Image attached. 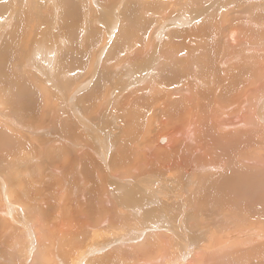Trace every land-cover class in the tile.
<instances>
[{
    "label": "bare ground",
    "instance_id": "1",
    "mask_svg": "<svg viewBox=\"0 0 264 264\" xmlns=\"http://www.w3.org/2000/svg\"><path fill=\"white\" fill-rule=\"evenodd\" d=\"M10 1L7 2L10 3ZM22 1L23 0H14L15 4L17 5V9L19 5L22 7ZM28 1L26 2L28 3ZM35 1H37L40 5L43 4V6L41 7L42 11L40 9V15L36 16L37 18L34 19L37 24L31 29H29V27L26 25L28 19H30V16L10 15L9 18L0 20V25L6 27L8 23L12 25L14 19H16L14 22L15 25H13L9 33H6L0 29V43L3 44L0 50V86L8 83V85H12L13 82H18L20 84L23 83L26 85V83H28L30 80L29 78L31 77L27 76L29 77L27 81L26 75L24 76L26 77L25 79L19 76H12L6 70L7 59L10 60V63L16 64V68L19 70V72H23V74H25L27 71L29 72L31 69H38L36 63L34 64L32 62V55L40 54L43 56L45 51L43 50L44 47L42 45H45V47L47 44L54 46L56 40V34H52L53 32L50 31L48 24L45 23L46 21H51L54 23V18L56 16H67V12H69L68 15L73 16L71 17L72 19L74 18L77 20L78 18V12L73 8L74 4H72L74 0H34L33 3H35ZM46 1L48 3L44 5V2ZM92 1L94 0L90 1L91 4ZM121 1L122 0L117 2L116 0H104L103 2L107 6L108 3L112 2V5L109 4L111 9H108L103 4L100 5V0H97V3L102 9L100 12L105 16H108L110 19V31H108L107 35L105 36L106 38L104 44L99 50L91 49L89 51L86 49L87 47L84 48L83 46H79L80 41H76L78 36L75 33V20H73L74 28L71 26L72 24H70V27L68 26L67 28V34L65 35L62 33L65 36L63 41L65 40V45H67V48L62 53L66 55V59H71H69L70 61H65L64 64L60 65L62 69L67 68V71L65 72L67 76L64 77H70L74 74V71H78L77 73H79L78 68H86L84 65H81V63L87 59L84 58L85 52L88 54V57L91 60L90 64L88 65L89 69L85 73H79L81 75V79L76 83V86H74L73 89L71 87L72 90L68 96L66 95L64 98L69 100L71 103L69 107L71 111L74 112L75 120L81 126L79 127L81 128L79 131L82 130V132H86L91 137L90 139L93 140H91L93 145H90V142L77 143V140L75 141L74 139L70 138L76 135L74 132L75 129L71 128L73 126L70 123L69 125L64 123L62 118L59 119L58 115H55L57 111L64 108L60 99H58L59 102L57 101V104L54 106L53 110L48 111V113L40 111L39 115L41 118H39L41 121H44L46 120V117H50L51 115L56 116L57 118L55 120H58L56 125L63 124L65 127H70L68 129L69 131L66 130L67 133H69L67 136H63L61 134L59 135V130H54L52 127L53 125L38 126L36 124L37 126L34 127L30 126V124L27 122L23 123L18 121L16 118H14V116H11L12 119H8V117L5 118V120L12 124V126H14L16 129H20V132H24L27 137L34 138L32 140L42 148L43 155L45 153L44 150L46 148V144L37 141V139L44 137L48 139L50 138L51 140H49L50 142L48 143L52 150H47V156L55 162L59 161L61 163V165H59L57 162V166L53 168L51 166H47L44 171H41V173L43 172V175L42 177L39 176L40 180H38V184L39 186L43 184L44 187H41L39 190L40 193L37 198L31 192L32 184L29 183L24 186V180L26 179L22 178V180H20L18 178L19 174L17 175L16 172L19 170L15 172V166L13 165V162L5 163V161V164H0V172L5 174H3V176L1 175L2 177H0V248L3 244L6 245L8 249L15 245L16 239L18 240L22 237L21 232L23 231L29 246L26 248V257L24 258L22 264H63L62 261L66 263L65 261L67 259L63 260L64 257L62 259H58L56 257L55 253H57V249L59 247H61L64 253L67 252L66 254L68 255L69 253H73V256L75 255L74 257L72 256V264H88V261L91 262L93 260L95 261L91 264H104V261L107 262L108 260L111 261V263L112 261H120L121 264H123L124 261L127 264H194L196 263L195 261L197 259H201L199 261H204V263H206L207 261L210 262V259H213L211 258L214 257L213 254L212 256L209 255L211 253L215 252L214 254H217V252L221 250L230 249V251H227L228 254H226V256L229 255L233 257L235 255L231 254L233 252L231 251L232 248L238 247V253L236 252V255H241L238 245L244 246L249 244L250 246L247 245L246 247H251L255 245L257 241L259 242L260 239L264 240V170L261 169L264 167V31L261 30L260 32L254 31L250 33L249 38L251 40L249 42H247L248 39L243 31V27H245L244 22L236 23L238 26L230 24L227 30L225 29L222 31L224 17L221 16V14L223 12H221L220 9L216 8L213 4L209 5L210 2L208 3V1L207 7L210 8L212 6L213 9L207 11V8L202 10V8H199L200 6H196V8L194 7L196 11L199 12L200 16H193L192 20L188 17H180L179 19L169 18V10L161 9L163 5L161 0H128L124 3V6H122V13L124 16L121 17L123 20H127L129 23L127 27L129 29H126V31H128V33L129 31H133V29H130L133 26H139L138 24H140L143 29L138 32L139 34L137 33L135 36H129L126 34L125 30L123 31L124 28L121 27L118 31L121 30V34L124 33V40L120 41L121 43L119 42L118 45L113 43L115 44L113 45L115 48L113 50L111 49L112 51L109 53L108 49L111 47V45H108V41L110 42L111 39L115 37V31L118 27L117 22L120 20V16L119 18L118 16H114L118 13V8L121 5ZM187 1L189 2L192 0ZM226 1L231 3L229 0ZM250 1L255 3L259 2V0ZM250 1L248 0L249 3ZM201 3L202 0L200 4ZM93 6L94 5L89 7L91 11L94 9ZM32 7V5L28 7L27 11L29 13H32ZM229 7L230 6H228V8ZM248 7L246 9H248ZM39 13H36V15ZM141 13L147 16L138 15ZM245 13L243 11L244 15ZM153 15H155L157 20L156 26L152 24L155 21ZM224 16H226V14ZM263 17H261L260 20ZM194 20V26L196 24L197 26H195L193 29V27H190L193 25ZM62 22H64V20ZM122 24L124 23L122 22ZM169 27L170 29H168ZM171 27H174V29L183 28V30H178L172 34L171 32H168V30L170 31L172 29ZM27 31H30V33L29 38L27 37L28 39L25 42L24 34L27 35ZM64 31H66V29ZM46 32L48 35H45ZM62 34L60 35L63 36ZM88 37L94 38V41L96 39V36H94L93 32H91V35ZM45 40L47 42H44ZM90 43H92L91 40ZM230 43L236 47L231 46ZM126 46V54L121 55ZM12 47L16 48L17 54L19 51L23 52L25 49H27L28 57H26V59L22 62L23 64L20 63V65H18L17 62L19 59L17 60V58H13V56H11L12 54L9 53ZM48 52V57H45L48 66L47 70L48 68H52L50 69V73H54V67L56 63H54V56L52 53L54 54L55 50L52 51V53L49 50ZM107 54H110V58L114 59L115 61L114 65L113 63L110 65L112 67V71L114 70L118 72L122 69V67H126V69L134 71L137 74H142L140 79L142 85L138 83L141 88L138 84L136 85L145 93V96L143 95L144 97L142 99L144 100V104H146V108L149 112V116L147 115V120H152V124L155 126L154 129L150 130L149 132H147V129L144 131H137L136 137L142 138V141L137 139L138 141H141V144L137 142V145L136 142H132V139L131 141L129 139V141L127 140L124 142L123 139L125 138H120V142L115 140L117 142L115 143L116 145L113 144L115 146L114 148L110 142V138L112 136V138H115L116 136L112 135V131V134L106 132L111 134V137H108V134L106 135L103 132V130H108V123L103 120L97 124V122L92 121L93 118L85 117L80 112L81 109L77 108V95H80L91 88V86L95 84V81L97 82L96 84L98 90L101 85L109 82L110 79L111 82H115V78L113 79V77L117 76L118 73L116 75L109 73L105 74L107 67H104L105 69L103 68V65H105L106 61L103 59ZM73 55L75 56L74 60H72ZM243 56L245 59H253L252 62H245L243 60ZM254 56H256V58H254ZM71 70L74 71L70 72ZM64 83L65 85L69 84L67 82ZM66 88L64 89L67 91ZM57 89L56 92L59 95L60 93ZM133 90V94L132 91L131 94L133 97H135L136 94L134 92L139 91H136L134 88ZM41 92L42 91H40V93ZM62 94L64 95L66 93L63 92ZM14 95L15 94H13V96ZM138 96L142 95L139 93ZM151 97L154 98V104ZM139 98L137 101H139ZM0 100L2 101L1 98ZM100 107L101 108L98 110H102L103 108V110H106L104 106L100 105ZM101 112L102 111L95 112L96 117H94H99ZM30 113H36V110L30 109ZM134 114L138 113L135 112ZM0 115L4 116V114ZM140 115L143 114L141 113ZM136 116L137 115H134V117ZM134 117H132V119ZM145 119L146 118H144V120ZM146 123H148V121H146ZM17 124L19 125L17 126ZM115 127L120 128L118 124H116ZM62 128L67 129V127ZM1 131L3 130L1 129L0 132ZM151 131H155V136L151 134ZM163 135L165 136L159 140L158 144V139ZM80 136L82 137V135ZM13 137L14 136H9V134L5 131L0 133V155L3 157V160L8 154H4V150L6 148L4 149L5 145L2 141H4L3 139H11L10 141H12ZM147 138L148 142L144 144L146 141L144 139ZM24 139H26V137H24ZM13 141L14 145L19 146V149L20 147L24 149L25 144H23L21 140H18L20 143H18L16 139ZM119 143L124 146H120ZM14 145H11L10 150L11 152L18 153V147L15 148ZM32 146L30 145V147ZM120 147H122V149H120ZM20 152L21 150L19 153ZM9 156L11 157V155ZM9 156L6 157L8 158ZM10 157L8 159H10ZM115 165H117V167L121 165V169L119 171L115 170ZM159 165L161 166V171L158 169ZM101 167H103V171L106 176L102 175L103 172L101 173ZM33 170H35L34 166H32V171ZM191 172L192 174L196 172L197 177L200 173L202 177L199 175V182L196 179L193 181L198 183V187H203L205 190L212 191L211 193L216 196V201L220 202L221 204H225L224 207L229 210L228 215L233 217L235 221L237 220L238 225H242V230H239L229 219V222H227L228 224L224 225L226 228L220 225V227H223L221 228L222 231H216L214 227L209 226L210 228H207V230L205 229V233L202 231L196 235H192L191 231L189 230L188 232V229L185 228L184 219L181 218L178 219L180 223H176L178 224V228L182 229V231H180L181 235H177L178 238L176 241H174L175 248L171 247L170 243L168 242L167 245L163 246L161 251L159 246L161 245V241L163 239H167V235L159 234L160 232L155 233L160 231V228L151 229L147 228L150 226H145L143 228L137 229L133 227L126 232H122L119 234V236L117 235L118 237L116 238L114 237L115 232H110L111 227H113L114 224H121L123 219L127 220V216L124 217L122 215V212H125L122 211V209L124 208L125 204L127 205L128 203L133 202L132 199L135 198L141 190L147 191L149 193H163V190L168 188V186L173 183V179H180L181 177H184V175L185 177H188V175L192 176ZM44 173H46V176H44ZM33 174L35 176L37 175L34 172ZM46 178H50L51 182L49 180L47 181L49 183L46 184ZM71 179L73 180L71 182H79V185L74 186L78 189V197H80L79 200H76V202L73 201L74 203L72 202V205L69 203H67V205L65 204V208L68 209V212L65 213L68 216L67 219L63 218L60 213L61 217L59 216L55 222L49 221L47 224V220L45 221V218L42 217V214L44 213L43 210H45L44 208H46L47 204L49 205L50 198L52 199L55 197L54 199L59 202L58 199L60 200V198H58V196L56 197V191L60 187V192L64 193L67 188H69L68 185L70 184ZM213 179H215V181ZM116 180L118 183H115ZM212 180L214 181L213 183ZM119 184H123V186L119 187ZM127 184L133 185L128 187L129 185ZM106 186V191L104 189L105 194H102L101 199L99 192L101 188ZM157 186H161L164 189L161 191H159V189L158 191H155ZM121 188L122 190L119 192V189ZM203 188H201V191H203ZM51 189H54L55 191H52ZM24 190L28 194L27 199L24 201L25 208H23L19 202L15 201L16 197L20 199V193ZM168 192H170V190ZM70 194L73 195L72 192ZM153 195L155 196V194ZM139 196L141 198V195ZM178 196L182 195L180 194ZM205 199L203 200L205 201ZM207 199L211 202L209 196ZM212 201L214 200L212 199ZM84 203L87 205L86 207L88 213L94 218L98 216L99 222L95 223V219V222L92 221V223L85 221L87 220L86 217L88 213L85 212L87 214L86 215L85 213L78 211L80 209L79 207ZM139 204L142 205L141 202H139ZM139 204L138 206H140ZM127 206H129V204ZM142 207H144V205H142ZM152 207L154 208V206ZM212 208H214V205ZM110 210L111 213H109ZM134 211L135 210H133V212ZM215 211L217 213V210ZM153 212L150 210V208L148 211L146 210L145 215L150 216L147 217V220L148 218L155 216L153 215ZM15 213H17V215H15ZM56 215H54L55 219ZM31 217L32 219L37 220L33 228L32 225H30ZM198 218L200 221V217ZM199 221L196 220V223L198 224ZM43 223H46L47 225L45 226ZM201 224L202 222H200L198 225L200 226ZM78 226L82 231H77ZM57 227H59L58 231L64 232V235H61L59 232H57V235ZM166 227L167 226L165 225V228ZM230 227H235L231 230L236 231L238 229V232L236 231V233L232 234L230 231H228V228ZM63 228H65L66 231H63ZM129 231H131L132 234ZM33 232H35V234H33ZM170 232L174 233L173 230H170ZM239 232L242 233L239 234ZM175 234L176 233H174L173 236H176ZM171 235L172 233L170 234V237ZM201 235H204L207 241L205 243L200 242L202 245H197L195 237L200 238ZM69 236L72 237L70 241L67 240ZM104 237L105 239H103ZM99 238L102 240L101 242L97 241ZM51 239H53L52 244H57V248L55 245H53L51 248H48V244H50L49 240ZM48 241L49 243L47 244ZM81 244L82 246L80 247ZM260 244L261 243L259 242V246ZM262 244L264 246V242H262ZM119 245L121 246L117 249L116 247ZM123 246H126L127 250H125L126 248H123ZM111 247H113V249L109 251L108 255L103 256L102 252L105 253L104 250L111 249ZM47 248L49 250L48 252ZM177 248H179V251ZM256 248L257 247H255V249ZM8 249L7 251H9ZM171 249H173V251ZM261 249L263 250L262 247ZM227 252H224V254ZM249 252L251 254V250H249ZM262 254H264L263 251ZM51 255L52 257L50 258ZM99 255L103 257L101 258ZM232 257L230 258L231 260ZM205 258L210 259L205 262ZM217 258L221 259L219 255ZM100 259L103 261L100 262ZM237 259L239 260L238 263L241 264L240 257L236 256V260ZM243 260L246 262L252 261L251 258L247 259V257H243ZM176 261H178V263H176ZM246 262H244V264Z\"/></svg>",
    "mask_w": 264,
    "mask_h": 264
},
{
    "label": "rangeland",
    "instance_id": "2",
    "mask_svg": "<svg viewBox=\"0 0 264 264\" xmlns=\"http://www.w3.org/2000/svg\"><path fill=\"white\" fill-rule=\"evenodd\" d=\"M7 1H10V0H0V20H3V19H7L11 16H30L28 19V22H27V26L29 27V29H31L34 25L37 24V22L34 20L35 18H37L36 16H39L40 15V9L42 11V5H40L37 1L34 2V0H23L22 1V7L19 5L18 6V9H17V5L15 4L14 0L10 1V3H8ZM19 1V0H18ZM28 1V3L26 2ZM91 0H74V2H72L73 5V8L75 10H77L78 12V15H77V20H75L74 18L72 19L71 17L73 16H70L68 15L69 12H67V16H56L54 18V23L51 22V21H46L45 23L48 24V27L50 29L51 32H53L52 34H56V40H55V44L54 46L51 45V44H47L46 47L45 45H42L44 48L43 50L45 51L44 55L41 56L40 54H35V55H32V62L38 66V71H41V72H38L36 69L33 70L31 69L29 72L27 71L25 74H23V72H19V70L16 68V64L14 63H10V60L7 59L6 61V70L8 73H10L12 76L14 77H21L23 79H25L27 76H31L30 78L27 77V81H28V78L30 79L28 81V83H26V85H24L23 83H12V85H8V84H3V86H0V98L2 99V101L0 100V114H4V116H1L0 115V125H1V128L0 130L2 129L3 131L7 132L9 134V136H14L13 137V140H21L23 144H25L24 146V149L22 147H20L19 149V146L17 145H14V141H10L11 139H3L4 142L3 144L5 145L4 147V151H5V155L6 156H9L11 155L10 159H8L5 155L4 157V160H3V157L0 155V164H5V163H9V162H13L14 166H15V172L17 173L18 175V178L20 180L23 179H26L24 180V186L31 183L32 184V189H31V192L34 194V196L37 198L39 193H40V189L41 187L43 188L44 185H40L38 184V180H40L39 176L42 177L43 175V172L41 173V171H44L45 168L47 166H51L52 168L57 166V162L59 165H61V163L59 161H54L52 160L51 158H49L47 156L48 151L52 150V148L50 147L49 143L50 142L49 140H51L50 138H39L37 139V141H40L41 143L43 142L44 144H46V148H45V153H46V156H45V153L44 155L42 154L43 153V150L42 148L36 143L34 142L32 139L34 138H30V137H27L25 135L24 132H20L21 130L20 129H16L14 126H12V124H10L7 120H5V118L8 117V119H12L11 116H14V118H16L18 121L20 122H23V123H29L30 126H34L36 127L37 125L38 126H52L53 129H57L58 131V134L60 135H63V136H67L69 135V133H67V131H69L68 129L70 128L69 126H66L67 129H63L62 127L66 128L63 124L59 125L57 123L58 120H55L57 117L54 116V115H51L50 117H46V120L44 121H41L40 120V115H39V112H47L50 111V110H53L54 109V106L57 104V101L59 102L58 99H60V101L63 103V107L62 109H60L59 111H57L55 113V115H58V118H62L63 122L64 123H67L69 125V123L73 126L71 127L72 129H75V133L76 135H74L73 137H70L71 139H74L75 141L77 140V143H81V142H90V145H93L92 143V139H90L91 137L86 133V132H82V130L79 131V127L80 124L75 120L74 118V112L71 111L69 105L71 104L69 100H66V95L68 96V94L70 93V91L73 89L74 86H76V83L81 79V75L79 73H85L89 67L88 65L90 64L91 60L90 58L88 57V54L85 52V57L84 58H87L85 59V61H83L81 63V65H84L86 68H78L79 69V73H77L78 71H74V70H71L70 72H73L74 74L71 75L70 77L68 76L67 78L64 77V76H67L66 75V69L67 68H63L60 67V65L64 64L65 61H70L71 59L70 58H65L66 55H64V50L67 48V45H65V40L63 41V39H65V36L63 34H67L66 32H68V26L70 27V24H72L71 26L73 27V20H75V33L77 34L78 36V39L76 38V41H80V44L79 46H83L84 48L87 47L86 49H88L89 51L92 49V50H99L100 47L104 44V41H105V36L107 35L108 31L109 30V26H110V19L108 16H105L104 14H102L100 12L101 7L99 6V4L97 3V0H94L92 1V4L90 2ZM104 0H100V5L103 4L106 8H110L109 7V4L112 5V2L108 3V6L103 2ZM119 1V0H116V2ZM128 1V0H122L120 3V7L118 8V13L114 16V17H117L119 18L120 16V22L118 21V27L116 28V31H115V37H113L111 39V41L109 42L108 41V45L111 47L108 49L109 50V53L110 51H112L115 46V44H119L120 41H123V37H124V33L121 34V30L118 31L121 27H123V31L125 30L126 34H128L129 36H135L137 35L138 32H140L143 28L140 24H138L139 26H133L130 30L133 29V31H126V29H129L127 28L129 23L127 20H123L121 17L124 16L123 13H122V10H123V7L124 6V3ZM163 5L161 7L162 10H166L168 9L169 11V15L168 16L169 18H174V19H179L180 17L181 18H184V17H188V18H191L193 20V16H200L199 15V12L196 11V6L199 7L200 9L202 8V10H205L204 8H207L206 10L209 11L211 9H213V7L209 8L207 7L208 3L210 2L209 5L213 4L216 8H219L221 12H223L221 14V16L224 17V20H223V24H222V31L223 30H227V28L229 27L230 24H233V25H237L236 23H243L244 22V25L245 27H243V31L247 37V42H249L251 39L249 38V35L250 33L254 32V31H257V32H260L261 30L264 31V0H259V2L256 4L255 2H251L250 0V3L248 2V0H229L231 3H229L228 1L226 0H202V3L200 4L201 0H192V1H187V0H161ZM165 1V2H164ZM194 1V3H193ZM205 3H204V2ZM208 1V3H207ZM220 1V2H219ZM224 1V2H223ZM226 1V3H225ZM40 2V1H39ZM96 2V3H95ZM115 2V3H116ZM228 2V4H227ZM26 3V4H25ZM38 3V4H37ZM48 2H44V5H46ZM94 3V4H93ZM198 3V4H196ZM223 3V4H222ZM255 3V4H254ZM263 3V4H262ZM11 4V5H9ZM77 4V5H76ZM166 4V5H164ZM227 4V6H226ZM32 5V13H29L27 11L28 7ZM76 5V6H75ZM93 6V11H91L89 9L90 6ZM221 5V6H219ZM249 7H248V6ZM252 5V6H251ZM117 6V5H116ZM115 6V7H116ZM174 6V7H173ZM203 6V7H202ZM205 6V7H204ZM228 6H230L228 8ZM164 7V8H163ZM195 7V8H194ZM242 7V8H241ZM248 7V9H246ZM35 8V10H34ZM175 8V9H174ZM228 8V9H227ZM25 9V10H24ZM111 9V8H110ZM115 9V8H114ZM222 9V10H221ZM230 9V10H229ZM234 9V10H233ZM246 9V10H245ZM250 9V10H249ZM39 10V11H38ZM98 10V11H97ZM117 10V9H116ZM248 10V11H247ZM21 11V12H20ZM36 11V12H34ZM38 11V12H37ZM160 11V10H158ZM234 11V12H233ZM243 11L245 13V15L243 14ZM251 11V12H250ZM19 12V13H18ZM87 12V13H86ZM184 12V13H183ZM196 12V13H195ZM239 12V13H237ZM250 12V13H249ZM255 14H254V13ZM36 13H39L36 15ZM235 13V14H234ZM259 13V14H258ZM32 14V15H31ZM80 14V15H79ZM142 14V13H141ZM138 14L140 16H143L144 14ZM226 14V16H224ZM243 14V15H242ZM247 14V15H246ZM253 14V15H252ZM263 14V16H262ZM92 15V16H91ZM218 15V14H217ZM252 15V16H251ZM257 15V16H255ZM261 15V16H260ZM46 16V15H45ZM48 16V15H47ZM137 16V14H136ZM144 16H147V15H144ZM155 18V15H153ZM219 16V15H218ZM229 16V17H228ZM233 16V17H232ZM255 16V17H254ZM150 17V16H149ZM204 17V16H202ZM258 17H259V20H258ZM263 17L261 20L260 18ZM68 18V19H66ZM152 18V20H153ZM227 18V19H226ZM248 18V19H247ZM252 18V19H251ZM99 19V21H98ZM140 19V18H139ZM16 19H14V22H15ZM64 20V22H62ZM72 22H71V21ZM240 20V21H239ZM242 20V21H241ZM58 21V22H57ZM66 21V22H65ZM253 21V22H252ZM13 22V24L11 25L10 23L7 24L6 27L0 25V29H2L4 32L6 33H9L13 27V25H15ZM122 22L124 24H122ZM60 23V24H59ZM67 23V24H65ZM155 23V24H154ZM154 23H152L154 26H156L157 24V20L155 18V21ZM194 23H195V20L193 22V25H191L190 28L193 27V29L195 28V26H197V24L194 26ZM33 24V25H32ZM52 24V25H51ZM192 24V23H191ZM253 24V25H252ZM59 25H62V26H59ZM91 27H90V26ZM57 26V27H56ZM252 26V27H251ZM2 27V28H1ZM97 30H95L94 28ZM178 27V26H177ZM186 27H189V26H186ZM226 27V28H225ZM51 28H54V29H51ZM74 28V27H73ZM172 28V27H171ZM60 29V31H59ZM66 29V31H64ZM93 31H92V30ZM101 29V30H100ZM103 29V30H102ZM146 29V28H145ZM170 29V27L168 28ZM189 29V28H188ZM58 30V31H56ZM73 30V29H71ZM172 30V31H171ZM170 31L168 30V32L174 34V32L178 31V30H183L182 29H179V28H175L174 27L171 29ZM246 30V31H245ZM96 31V32H95ZM101 31V32H100ZM105 31V32H104ZM122 31V32H123ZM58 32V33H57ZM91 32L94 33V36H96L95 38V41H94V38H89L88 36L91 35ZM98 32V33H97ZM119 32V33H118ZM1 33V31H0ZM26 33H28L27 35L24 34V38H25V42L27 41V39L29 38V33L30 31H27ZM63 33V34H62ZM84 33V34H83ZM101 33V34H100ZM229 33V32H228ZM60 34H62L63 36H61ZM120 34V36H119ZM139 34V33H138ZM3 35V34H2ZM45 35H48V33L46 32ZM85 35V36H84ZM100 35V36H99ZM28 37V38H27ZM89 38V39H88ZM118 38V39H117ZM62 39V41H61ZM122 39V40H120ZM47 40V39H46ZM44 41V42H47V41ZM89 40V41H88ZM90 40L92 41V43H90ZM119 40V41H118ZM3 41V40H2ZM61 41V42H60ZM67 41V40H66ZM101 42V44H100ZM118 42V43H117ZM89 43V44H88ZM115 43V44H113ZM121 43V42H120ZM256 43V42H255ZM61 44V45H60ZM64 44V45H63ZM107 44V43H105ZM142 44V43H141ZM2 43H0V50L2 48ZM50 45V46H49ZM231 46H233L231 43H230ZM53 46V48H52ZM57 46V47H56ZM62 46V47H61ZM97 46V47H96ZM56 47V48H54ZM233 47H236V46H233ZM112 49V50H111ZM126 49H127V46L125 47V49L123 50V52L121 53L122 54H126ZM49 51H54V54L52 53V55L54 56V63L55 64V72L54 73H50V69L52 68H48L47 70V63H46V60H45V57H48L49 55ZM107 50V49H106ZM59 53H58V52ZM88 51V52H89ZM10 54H12L11 56H13V58H17L18 60V65H20V63H22L26 57H28L27 55V49H25L23 52H18L17 54V51H16V48L12 47L11 51H9ZM56 54V55H55ZM58 54V56H57ZM105 56V55H104ZM103 56V57H104ZM108 56V57H107ZM75 56L73 55L72 56V60H74ZM254 58H256V56H254ZM56 59V60H55ZM70 59V60H69ZM103 60H106L105 61V65H103V68L107 67L106 70H105V74L109 73V74H117V76H114L113 79L115 78V82H111V79L109 82L107 83H104L103 85L100 86L99 90L97 89V82L95 81V84L93 86H91V88H89L88 90H86L85 92H83L82 94L80 95H77V100H76V105H77V108L78 109H81L80 112L85 116V117H88V118H93L92 121H95L97 122V124L100 122V121H103L105 120L107 123H108V127L107 129L108 130H103V132L107 135L108 134V137H111L112 135L116 136L115 138H110V142L111 144L113 145H116L115 143L117 141L115 140H118V142H120V138L125 141H131L132 139V142H136V144L138 145V143L141 144V141H142V138H138L136 137L137 136V131L138 130H146L147 129V132H149L150 130H153L154 129V124H152V120H147V117L149 116V112L146 108V104H144V100L142 99L145 95V93L139 89V87L141 88L140 85L141 84V77H142V74L139 73L137 74L136 72L134 71H131L129 69H126V67H122V69L120 71H112V67L110 66L112 63L114 65V59H111L110 58V54H107ZM112 60V61H111ZM243 60L245 62H252L253 59H245L244 56H243ZM23 64V63H22ZM108 65V66H106ZM44 67V68H43ZM88 67V68H87ZM14 68V69H12ZM104 68V69H105ZM127 72H126V71ZM83 71V72H82ZM132 73H131V72ZM64 72V74H63ZM69 72V73H70ZM113 72V73H112ZM116 72V73H115ZM121 72V73H120ZM135 74V75H134ZM137 74V75H136ZM26 75V77H24ZM33 75V76H32ZM49 75V76H47ZM77 75V76H76ZM89 75V74H88ZM140 75V76H139ZM35 76V77H34ZM44 76V77H43ZM46 76V77H45ZM51 76V77H50ZM136 76V77H135ZM78 77V78H77ZM84 77V76H82ZM47 78V79H46ZM134 78V79H133ZM137 80V81H136ZM140 80V81H139ZM117 81V82H116ZM31 82V83H30ZM44 82V83H43ZM64 82H67L69 83L68 85ZM134 82V83H133ZM137 82V83H136ZM140 85H139V84ZM15 84V85H14ZM52 84V85H51ZM138 84L139 87L136 85ZM18 85V86H17ZM28 85V86H27ZM25 86V87H23ZM41 86V87H40ZM44 86V87H43ZM65 86V87H64ZM43 87V88H42ZM68 87V88H66ZM72 87V89H71ZM104 87V88H103ZM138 87V88H137ZM5 88V89H4ZM24 88V89H23ZM58 88V89H57ZM66 88L67 91L64 89ZM107 88V89H106ZM133 88L136 90V91H139V92H134L136 94H134L135 97L132 96L133 94ZM20 89V90H19ZM41 89V90H40ZM46 89V90H45ZM56 89L59 91V93L61 94H57L56 92ZM97 89V90H96ZM122 89V90H121ZM10 92H9V91ZM28 90V91H27ZM37 90V91H36ZM14 91V92H13ZM24 91V92H23ZM36 91V93H35ZM40 91H42L40 93ZM69 91V92H68ZM106 91V92H105ZM131 91H132V94H131ZM16 92V93H15ZM46 92V93H45ZM66 93V94H62V93ZM127 92V93H126ZM30 93V94H29ZM43 93V94H42ZM88 93V94H87ZM101 93V94H100ZM108 93V94H107ZM120 93V94H119ZM138 93V94H137ZM140 93V95L142 96H138ZM13 94H15L14 97ZM49 94V95H48ZM88 96H87V95ZM118 94V95H117ZM129 97H128V95ZM44 95V96H43ZM83 95V97H82ZM124 95V96H123ZM144 95V96H143ZM18 96V97H17ZM61 96V97H60ZM92 96V97H90ZM116 96V97H115ZM5 97V98H4ZM12 97V98H11ZM89 97V98H88ZM137 97V98H136ZM140 97V98H139ZM16 98V99H15ZM26 98V99H25ZM115 98V99H114ZM117 98V100H116ZM127 98V100H126ZM136 98V100H135ZM139 98V101H137V99ZM14 99V100H13ZM33 99V100H32ZM134 99V100H133ZM152 102L154 104V98H152ZM9 100V101H8ZM16 100V101H15ZM86 100V101H85ZM102 100V101H101ZM116 100V101H115ZM15 101V102H14ZM85 101V102H83ZM1 102H2V107H1ZM24 102V103H23ZM87 102V103H86ZM129 102V103H128ZM139 105H138V103ZM143 104H142V103ZM29 103V104H28ZM68 103V104H67ZM136 103V104H135ZM11 104V105H10ZM32 104V105H31ZM36 104V105H35ZM88 104V105H86ZM120 104V105H119ZM134 104V105H133ZM6 105V106H5ZM99 105V106H98ZM100 105L104 106L106 110H98L100 107ZM139 108H138V106ZM142 108H141V107ZM136 107V108H135ZM111 108V109H110ZM113 108V109H112ZM135 108V109H134ZM10 109V110H9ZM30 109H35L36 110V113H30ZM87 109V110H86ZM138 109V111H137ZM144 109V110H142ZM114 110V111H111ZM27 111V112H25ZM98 111H102L101 112V115L97 118H95V112H98ZM134 111V112H133ZM143 111V112H142ZM144 111H145V115H144ZM59 112V113H58ZM108 112V113H107ZM138 113V114H134V113ZM152 112V111H151ZM14 115H13V114ZM62 113V114H61ZM106 113V114H104ZM120 113V114H119ZM133 115H132V114ZM143 114V115H140V114ZM148 113V114H147ZM155 113V112H154ZM11 114V115H10ZM104 114V115H103ZM113 114V115H112ZM123 114V115H122ZM10 115V116H8ZM61 115V116H60ZM108 115V116H107ZM110 115V116H109ZM121 117H119V116ZM134 115H137L136 117H134ZM148 115V116H147ZM95 116V117H94ZM129 116V117H128ZM140 116V117H139ZM10 117V118H9ZM40 117V118H39ZM127 117V118H126ZM132 117H134L132 119ZM39 118V119H38ZM144 118H146L144 120ZM113 119V120H112ZM125 119V120H124ZM135 119V120H134ZM149 119V118H148ZM127 120V121H126ZM129 120V121H128ZM138 121V122H137ZM145 121V122H144ZM146 121H148V123H146ZM235 121V120H234ZM62 122V121H61ZM127 122V123H126ZM136 122V123H135ZM240 122V121H239ZM140 123V124H139ZM143 123V124H142ZM37 124V125H36ZM75 126H74V125ZM116 124H118L120 126V128H116ZM19 124H17L18 126ZM113 125V126H112ZM140 125V126H139ZM6 128H5V127ZM59 126V127H57ZM62 126V127H61ZM149 127V128H148ZM10 128V130H9ZM60 128V129H58ZM6 129V130H5ZM110 129V130H109ZM118 129V130H117ZM149 129V130H148ZM12 130V131H11ZM67 130V131H66ZM3 131H1L0 133H3ZM113 134H112V132ZM120 131V132H119ZM106 132H109V133H106ZM153 132V133H152ZM11 133V134H10ZM21 133V134H20ZM24 133V134H23ZM56 133V132H55ZM155 131H151V134L155 136ZM13 134V135H12ZM20 134V135H18ZM86 134V135H84ZM123 134V135H122ZM82 135V137L80 136ZM111 135V136H110ZM18 138H17V137ZM20 136V137H19ZM22 136V137H21ZM132 136V137H131ZM165 135H163L162 137H160L158 139V144H159V140L161 138H163ZM24 137H26V139H24ZM81 137V138H80ZM131 137V138H130ZM20 138V139H19ZM22 138V139H21ZM83 138V139H82ZM141 140V141H138V140ZM9 140V142H8ZM24 140V141H23ZM29 140V141H28ZM43 140V141H42ZM92 140V141H91ZM134 140V141H133ZM146 140L144 142V144H146L148 141V138L147 139H144ZM7 141V142H6ZM26 141V143H25ZM30 142V143H28ZM138 142V143H137ZM20 143V142H18ZM48 143V145H47ZM14 145V147H18V153H15V152H11V145ZM33 144V146H32ZM120 144V143H119ZM123 144V143H122ZM30 145L32 147H30ZM35 145V146H34ZM113 145V146H114ZM120 146H124V145H121ZM9 149H8V148ZM126 147V145H125ZM115 148V146H114ZM56 149V148H55ZM59 149V148H57ZM120 149H122V147H120ZM21 150V152L19 153V151ZM48 150V151H47ZM8 151V152H7ZM24 151V152H23ZM26 151V152H25ZM28 152V153H27ZM115 152V151H114ZM91 153V152H89ZM21 154V155H19ZM26 155V156H24ZM13 156V157H12ZM19 157V158H18ZM16 161H15V160ZM22 159V160H21ZM6 161V162H5ZM5 162V163H4ZM16 162V163H15ZM100 164V163H99ZM32 166H34V169L32 171ZM119 166V165H118ZM30 167V168H29ZM50 167V168H51ZM62 167V166H61ZM116 168H114L115 170L119 171L121 168V165L119 167H117V165H115ZM1 168V167H0ZM101 173L102 175L104 176L105 173L103 171V167H101ZM118 168V169H117ZM30 169V170H29ZM43 169V170H42ZM63 169V167H62ZM158 169L159 171H161V166L159 165L158 166ZM264 170V167L261 168ZM36 171V172H35ZM221 171V170H219ZM34 173H36L37 175L35 176ZM4 173H1L0 172V177L3 176ZM192 174V172H191ZM2 175V176H1ZM5 175V174H4ZM199 175L200 173L198 174V177H197V173L194 172V174H192V176H189L188 177H181L180 179L178 178H175V180L173 179V183L168 186V188H163L161 186H157V188H155V191H161L162 189H164L163 191L166 192V193H149L147 191H144V190H141L139 194L136 195L135 198H133V202L131 203H128L129 206H127L125 204L124 208L122 209V211H125V212H122V215L125 217L127 216V220L123 219V221L121 222V224L119 223H116L114 224V228L111 227V231L115 232V238L119 236V234H121L122 232H126L127 230L131 229V228H143L145 226H150V227H147V228H160L161 230L158 231V232H155V233H159V234H163V235H167V239L165 238V241L162 240L161 241V245L159 246V249L160 251L163 249V246L167 245V243L169 242L171 247L175 248V243L174 241L177 240L178 236L177 235H181V232L182 229L178 228V223L179 220L178 219H181L183 218L184 219V226L186 229H188L187 231L189 232V230L191 231L192 235H196L197 233H200V232H204L205 229L207 230V228H210V227H214L216 231H220L221 228L224 227V225H227L229 222L228 220L230 219L231 222H233L235 224V226L240 230L243 229L242 225H238V221L233 218V217H230L228 215V209L225 206V204H221L220 202L216 201V196L211 193L212 191H209V190H205L203 187H198V183L194 182L193 180L196 179L198 180L199 182ZM32 176V177H31ZM44 176H46V173H44ZM106 176V175H105ZM201 176V175H200ZM205 176V175H204ZM190 177V178H189ZM202 177V176H201ZM5 178V177H4ZM33 178V179H32ZM216 178V177H215ZM190 179V180H189ZM36 180V181H35ZM51 182V179L50 178H46V181L45 183H49L47 181ZM189 180V181H188ZM215 181V179H213ZM212 180V183L214 182ZM28 181V182H27ZM54 181V180H53ZM52 181V182H53ZM73 181L72 179L70 180V184L68 185L69 188H67V190L63 193V192H60V187H59V192L58 190L56 191V197L58 196V198H60V200L58 199L59 202H57V200H55L54 198H50L49 200V205L47 204L46 205V208L42 207L46 210H43V214H42V217L45 218V221L47 220V224L49 223V221L51 222H55L58 217L60 216V213L62 215L63 218L67 219V214H65L66 212H68L66 205L67 203L71 204L72 205V202L76 200H79L80 197H78V194L79 192L77 191L78 189L75 188L74 186L75 185H79V182L77 181H74V182H71ZM182 181V182H181ZM105 183H106V179H105ZM115 183H118V181L116 180ZM111 184V183H110ZM178 184V185H177ZM190 184V185H188ZM129 185V184H127ZM133 185V184H132ZM131 184L128 186V187H131L132 186ZM188 187H187V186ZM123 184H119V187H122ZM173 186V187H172ZM136 187V186H134ZM138 187V186H137ZM26 188V187H24ZM74 190H73V189ZM106 187L104 188H101L100 192H99V195H101V199H102V194H105V191H106ZM201 188H203V191H201ZM105 189V191H104ZM52 191H55L54 189H51ZM122 188L119 189V192H121ZM170 190V192H168ZM186 190V191H185ZM189 190V191H188ZM195 190V191H194ZM76 191V192H75ZM199 191V192H198ZM209 191V192H208ZM73 193V195H71L70 193ZM104 192V193H103ZM197 192V193H196ZM31 193V194H32ZM192 193V195H191ZM75 194V195H74ZM155 194V196L153 195ZM172 194V195H171ZM182 195V196H178V195ZM185 194V195H184ZM141 195V198L140 196ZM166 195V196H165ZM169 195V196H168ZM174 195V196H173ZM202 195V196H201ZM76 196V197H75ZM158 196V197H157ZM165 196V197H164ZM176 196V197H175ZM185 196V197H184ZM209 196L211 202L207 199ZM215 196V197H214ZM28 197V194L25 192V190L23 192L20 193V199H18L16 197V200L17 202H19L23 208H25L24 206V201L25 199H27ZM188 197V198H187ZM193 199H192V198ZM203 197V198H202ZM76 198V199H75ZM138 198V199H137ZM172 198V199H171ZM207 199V202H206V199ZM224 198V197H223ZM150 199V200H149ZM155 199V200H154ZM158 199V200H157ZM168 199V200H167ZM176 199V200H175ZM190 199V200H189ZM197 199V200H195ZM199 199V200H198ZM205 199V201L203 200ZM212 199L214 201H212ZM13 200V199H12ZM54 200V201H53ZM62 200V201H61ZM64 200V201H63ZM139 200V201H138ZM162 200V201H161ZM178 200V201H177ZM184 202H183V201ZM192 200V201H191ZM194 200V201H193ZM42 201V200H41ZM186 201V202H185ZM190 201V202H189ZM202 201V202H201ZM204 201V202H203ZM78 202V201H77ZM139 202H141L142 205H144V207H142V205L139 204ZM162 202V203H161ZM206 202V203H205ZM217 202V203H216ZM44 203V202H43ZM74 203V202H73ZM157 203V204H156ZM160 203V204H159ZM169 203V204H168ZM171 203V204H170ZM190 203V204H189ZM192 203V204H191ZM66 204V205H65ZM138 204L140 206H138ZM179 204V205H178ZM209 204V205H208ZM208 205V206H207ZM214 205V208H212ZM84 209H82L81 208ZM79 208V212H87V205L86 203H84L83 205H81ZM134 206V207H133ZM154 206V208L152 207ZM211 208H210V207ZM127 207V208H126ZM157 207V208H156ZM181 209H180V208ZM198 207V208H197ZM216 207H219V208H216ZM42 208V209H43ZM132 208V209H131ZM150 208V210H154V214L155 216L151 217V218H148L147 220V217H150V216H147L145 215V212L146 210L148 211ZM153 208V209H151ZM138 209V210H137ZM143 209V210H142ZM223 209V210H222ZM225 209V210H224ZM133 210H135L133 212ZM142 210V211H141ZM157 210V211H156ZM166 210H167V213H166ZM217 210V213L216 211ZM26 211V209H25ZM156 211V212H155ZM160 211V212H159ZM140 212V213H138ZM27 213V212H26ZM63 213V214H62ZM109 213H111V210L109 211ZM173 213V214H172ZM37 214V212H36ZM36 214H34L35 216H37ZM57 214V215H56ZM86 214V213H85ZM83 214V215H85ZM137 214V215H136ZM139 214V215H138ZM164 214V215H162ZM184 214V215H183ZM216 214V215H215ZM15 215H17V213H15ZM54 215H56V219L54 217ZM77 215V214H76ZM87 215V214H86ZM85 215V216H86ZM132 215V217H131ZM157 215V216H156ZM135 216V217H134ZM61 217V216H60ZM92 215H90L88 213L85 221H88L90 223H92V221H94L95 219V223L99 222V219H98V216L97 217H93ZM134 217V218H133ZM141 217V218H140ZM157 219H156V218ZM200 217V221H199V218ZM224 217V218H223ZM69 218H70V215H69ZM73 218V217H72ZM140 218V219H139ZM166 218V219H165ZM217 218V219H216ZM233 218V219H231ZM53 219V220H52ZM55 219V220H54ZM90 219V220H89ZM143 219V220H142ZM150 219V220H149ZM159 219V220H158ZM225 219V220H224ZM31 220V224L32 225V228L35 226L37 220L36 219H32V217L30 218ZM156 220V221H155ZM168 220V221H167ZM177 220V221H176ZM196 220L199 221L198 224H200V222H202V224L199 226L197 223H196ZM125 221V222H124ZM142 221V222H141ZM146 221V222H145ZM154 221V223H153ZM162 221V222H161ZM76 222V221H75ZM78 222V221H77ZM118 222V221H117ZM124 222V223H123ZM127 222V223H126ZM167 222V223H166ZM222 222V223H221ZM230 222V223H231ZM46 223H43V225L45 224V226L47 225ZM67 223V222H66ZM180 223V222H179ZM211 223V224H210ZM119 224V225H118ZM124 224V225H123ZM155 224V225H154ZM162 226H161V225ZM152 225V226H151ZM160 225V226H159ZM165 225L167 226L165 228ZM223 226V227H220ZM130 226V227H128ZM164 226V227H163ZM170 226V227H169ZM196 226V227H195ZM198 226V227H197ZM210 226V227H209ZM117 227V228H116ZM58 228H56V233L59 232L61 235H64V232H60L58 231ZM165 228V230H164ZM175 228V229H174ZM199 228V229H198ZM226 228V227H224ZM232 228H235V227H232ZM231 227L228 228V231H230L232 234L236 233V231L238 232V229L236 231H233L231 230L232 229ZM123 229V230H122ZM184 229V228H183ZM170 230H173L174 233H176L175 235L177 236H173V232H170V234L172 233L171 237H170V234L169 232ZM254 230V229H253ZM63 231H66L65 228H63ZM78 232L82 231L80 229V227L78 226V229H77ZM165 231V232H164ZM222 231V230H221ZM72 232V231H71ZM71 232H68V233H71ZM131 232V231H129ZM163 232V233H162ZM169 234H167V233ZM206 232V231H205ZM204 232V233H205ZM22 233V237L19 238L18 240L16 239V243L15 245H13L12 247H10L9 249L6 247V245H2L1 248H0V264H12V263H15V264H22L23 261H24V258L26 257V248L27 246H29V243L28 241L26 240L25 238V235L23 234V231L21 232ZM53 233V231H52ZM112 233V232H111ZM165 233V234H164ZM242 232H239V234H241ZM33 234H35V232H33ZM132 234V232H131ZM217 234V233H216ZM58 235V233H57ZM103 235V234H102ZM118 235V236H117ZM104 236V235H103ZM203 236V237H202ZM106 237V236H105ZM105 237L103 239H105ZM132 237V236H131ZM170 237V238H169ZM195 241H196V244L197 245H202L201 243H205L207 241V239H205L206 237L204 235H201V239L199 237H195ZM204 240H203V239ZM72 239V237H68L67 240L70 241ZM173 239V240H172ZM200 239V240H199ZM53 239L49 240L50 241V244L49 241L47 242L48 244V248H51L53 245L56 246L57 248V244H52V241ZM203 240V241H202ZM88 241V240H87ZM97 241L101 242L102 240L99 238L97 239ZM108 241V240H107ZM24 242V243H23ZM201 242V243H200ZM259 242L261 243L260 246H259ZM257 241L255 243V245L251 246V247H246L247 245L250 246L249 244L247 245H244V246H241V245H238L239 246V252H241L240 254L241 255H236L238 252H237V249L238 247H235V248H232L231 251H233L231 254L232 255H235V256H229L226 254H228L227 251H230V249L228 250H221L219 252H217V254H214V253H211L209 254L210 256H213L214 257H211L213 258L212 260L210 258H205V262L207 260H209L210 262H208V264H239L238 263V259L236 260V256L237 257H240V262L241 264L244 262H246V258L245 260H243V257H247V259H252L251 262H249V264H263L264 263V254H262V251L264 253V246L262 244V242H264L263 239H260V241ZM20 243V244H19ZM22 243V244H21ZM131 243V242H130ZM28 244V245H27ZM66 244V243H65ZM60 245V244H59ZM58 245V246H59ZM259 247H258V246ZM82 246V244L80 245V247ZM121 245L117 246L116 248L118 249ZM3 247V248H2ZM18 247V249H17ZM37 247V246H36ZM126 248L125 250H127V247L126 246H123V248ZM167 247V246H166ZM243 247V248H242ZM255 247H257L255 249ZM261 247L263 248V250L261 249ZM13 248V249H12ZM47 248V252L49 251ZM121 248V249H123ZM242 250H241V249ZM248 248V249H247ZM252 248V249H250ZM3 249V250H2ZM7 249L9 251H7ZM15 249V250H14ZM25 249V250H24ZM113 249V247H111V249H106L104 250L103 253V256L105 255H108L109 251H111ZM115 249V248H114ZM2 250V251H1ZM37 250V249H36ZM108 250V251H107ZM173 251V249H171ZM177 250L179 251V248H177ZM235 250V252H234ZM246 250V251H245ZM249 250H251V254L249 252ZM258 250V251H257ZM262 250V251H261ZM59 251V253H58ZM243 251V252H242ZM257 251V252H256ZM261 251V252H259ZM7 252V253H6ZM11 252V253H10ZM63 252L61 247H59L57 249V253L56 254V257L58 259H62L63 257V260L64 259H67L64 263L62 260V263L63 264H72L71 262V259L75 256H73V253H69L66 254V253H61ZM224 252H227L224 254ZM237 252V253H236ZM254 252V253H253ZM100 253V254H102ZM229 253V254H230ZM235 253V254H233ZM249 255H247V254ZM259 253V254H258ZM99 254V253H97ZM222 254V255H221ZM230 254V255H231ZM253 254H256V255H253ZM219 255V258H217V256ZM225 255V256H224ZM246 255V256H244ZM68 256V257H67ZM73 256V257H72ZM101 255H99L100 257ZM101 256V258L103 257ZM52 257V255L50 256V258ZM195 257V256H194ZM225 257V258H224ZM232 257V260L230 259ZM253 257V258H252ZM216 258V259H215ZM215 259V260H214ZM55 260L57 261V259L55 258ZM55 260H52V261H55ZM70 260V261H68ZM201 260V259H199ZM198 259L195 261L196 263L194 264H207L204 263V261H199ZM95 260L93 261H88V264H91L93 263ZM103 261L100 259V262ZM262 261V262H261ZM10 262V263H9ZM222 262V263H221ZM248 262H246L245 264H248ZM256 262V263H255ZM121 264L120 261L116 262V261H104V264ZM176 263H178V261H176ZM123 264H127L125 261ZM132 264V263H131Z\"/></svg>",
    "mask_w": 264,
    "mask_h": 264
}]
</instances>
